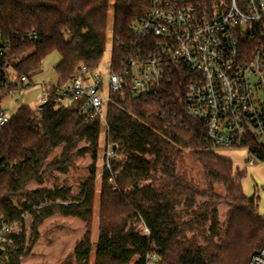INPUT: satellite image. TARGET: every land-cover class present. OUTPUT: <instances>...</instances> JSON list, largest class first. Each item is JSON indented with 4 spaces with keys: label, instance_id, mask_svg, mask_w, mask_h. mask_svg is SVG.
<instances>
[{
    "label": "trees",
    "instance_id": "obj_1",
    "mask_svg": "<svg viewBox=\"0 0 264 264\" xmlns=\"http://www.w3.org/2000/svg\"><path fill=\"white\" fill-rule=\"evenodd\" d=\"M110 8L111 0H0V32L10 44L9 53L0 59L3 67H12L32 85L47 56L57 53L61 58L55 68L57 84L44 85L47 103L22 105L0 127V226L2 220L8 223L14 239L1 253V264H20L48 217L91 219L93 167L76 195L69 187L29 192L26 188L31 182L42 185L55 170L66 173L77 155L90 151L95 157L103 123L112 156L102 177L96 264H248L264 247L259 198L245 195L241 184L245 173L235 171L232 161L205 149L204 123L186 112L185 82L178 75L157 96L134 97L128 90L110 93L104 122L100 116L89 118L59 94L81 65L99 68L106 52ZM149 8V0H114V71L123 67L136 46L133 24ZM8 81L9 87L0 90V111L14 86ZM83 142L86 147L78 149ZM58 148L60 156L48 163ZM183 150H190L202 166L206 191L177 172ZM216 184L224 187V196L215 193ZM23 195L26 199L18 206L15 200ZM196 195L210 201L183 221L177 208L183 203L193 208ZM223 201L230 205L224 226L215 209V203ZM24 211L32 213L36 232L29 241L22 226ZM140 221L147 234L137 230ZM15 223H21L20 232ZM194 231L202 234L203 244L186 237ZM92 246L88 230L74 249L77 264H89Z\"/></svg>",
    "mask_w": 264,
    "mask_h": 264
},
{
    "label": "built area",
    "instance_id": "obj_2",
    "mask_svg": "<svg viewBox=\"0 0 264 264\" xmlns=\"http://www.w3.org/2000/svg\"><path fill=\"white\" fill-rule=\"evenodd\" d=\"M149 1L148 11L133 24L136 46L123 67L114 71L110 64L102 74L81 65L59 94L89 118L104 121L110 93L157 96L175 74L185 82L186 112L204 123L207 151L246 149L250 165L263 161L264 0ZM9 49L0 32V59ZM8 79L14 97L31 85L0 64V90L9 87ZM44 88L40 104L48 100ZM10 119L2 109L0 127ZM13 244L11 227L2 220L0 256ZM248 264H264V247Z\"/></svg>",
    "mask_w": 264,
    "mask_h": 264
},
{
    "label": "rangeland",
    "instance_id": "obj_3",
    "mask_svg": "<svg viewBox=\"0 0 264 264\" xmlns=\"http://www.w3.org/2000/svg\"><path fill=\"white\" fill-rule=\"evenodd\" d=\"M113 4L114 0H111L106 52L98 69L102 74L107 73L111 64L113 40L112 27L114 19ZM60 60V55L57 53L47 56L43 60L38 72L32 78L33 84L24 91H20L15 97L10 94L4 97L1 102V108L13 116L22 105H39L42 94V85L57 84L58 82L55 68ZM18 99L20 101H18ZM106 131V125L103 123L101 126L99 147L95 157L90 151L86 153L84 152L83 155H77L74 158L72 165L68 168L66 173L55 170L51 175L45 178L42 185H39L36 182L28 184L26 188L27 192L38 188L53 189L55 187H69L72 194L76 195L80 191L81 182L90 177L92 167L96 172L91 219H89V221H84L80 218L65 217L60 214H54L48 217L37 228L36 231L38 233V238L32 246L30 254L21 259L20 264H77L74 249L88 230H90L91 242L93 244L89 264H96V244L100 232L99 220L101 211L102 177L105 170L108 168L110 159L108 158V153L112 152L111 148L108 147L106 143ZM86 145L87 144L83 142L79 145L78 149H83ZM60 153L61 148L56 149L50 156L48 163L58 158ZM216 154L221 158L232 161L235 171L239 170L245 173L243 177H241V184L244 193L247 197L255 196L259 198L258 213L261 216H264V162L258 161L256 164L250 165L249 161L251 156L246 149L222 148L218 149ZM177 172L184 175L190 184L195 185L200 191H206L208 183L204 178L203 168L195 160L193 153L190 150H183L181 152V157L177 163ZM214 190L215 193L221 196L225 195V190L222 185L216 184ZM25 199L26 196L23 195L15 201L16 203H22ZM194 201L193 208L187 207L188 205L185 203L177 208L181 212V219L183 221H188L192 215V211L194 212L200 205L209 202L210 200L205 195H196ZM20 203H17V205L19 206ZM215 209L218 213L217 217L219 223L224 226L228 220L230 205L224 201L215 203ZM21 218L23 219L22 226H24V229L26 230L27 241L32 240V237L36 233L32 229V213L24 211ZM135 225L137 230L142 234L148 233L143 222L140 221ZM14 228L17 232H20L21 223H15ZM185 235L188 239L194 238L203 244V240L201 239L202 234L199 231L187 232ZM216 242L219 243L218 240H216ZM150 264H155V262H150Z\"/></svg>",
    "mask_w": 264,
    "mask_h": 264
},
{
    "label": "crops",
    "instance_id": "obj_4",
    "mask_svg": "<svg viewBox=\"0 0 264 264\" xmlns=\"http://www.w3.org/2000/svg\"><path fill=\"white\" fill-rule=\"evenodd\" d=\"M44 85H49V84H43V85H42V88H43Z\"/></svg>",
    "mask_w": 264,
    "mask_h": 264
}]
</instances>
